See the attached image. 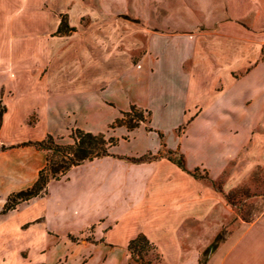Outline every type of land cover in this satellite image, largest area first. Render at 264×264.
<instances>
[{
    "label": "crops",
    "instance_id": "obj_1",
    "mask_svg": "<svg viewBox=\"0 0 264 264\" xmlns=\"http://www.w3.org/2000/svg\"><path fill=\"white\" fill-rule=\"evenodd\" d=\"M39 1L0 0V90L5 105L0 141L22 144L70 127L103 133L130 104L148 109L151 127L137 126L132 131L118 127L112 132L118 142L108 155L72 166L51 180L44 194L5 213L8 195L36 180L42 154L29 147L1 151L0 264H141L127 249L129 240L140 233L162 255V263L150 264H264V213L207 251L219 228L209 224L222 221V214L214 210L221 207L222 211L224 205L218 193L193 172L206 167L210 175L218 176L235 157L236 145L246 138L255 146L254 153L258 150V160H264V121H260L264 0H218L220 9H210L205 18L194 22L173 18L161 0H51L58 8L72 1L74 21L82 13L105 20L92 31L59 39L52 46L39 36L47 26H34L33 7ZM121 14H134L156 30L115 21L114 16ZM249 17V23L243 22ZM200 26L204 31L192 32ZM177 29L188 31L176 33ZM134 53L137 58L132 62ZM47 58L52 61L42 74ZM38 62L41 72L33 74L30 69ZM139 80L154 106L164 111L162 117L174 111L182 115L170 139L146 104L130 94L106 96L109 84L117 91L131 92ZM67 93L84 96V102L67 110L66 121L50 118L51 100ZM23 100L28 104L17 107ZM34 107L41 109L42 116L28 123ZM198 109L207 113L197 116L193 112ZM230 110L241 113L230 118ZM98 112L106 113L99 123L92 117ZM183 123H188L185 133L175 135V128ZM30 130H37L36 135L24 133ZM120 143L128 149L119 150ZM162 146L169 152L180 150L186 168L165 157L140 162L123 158L156 153ZM91 226L90 240L74 242L68 237Z\"/></svg>",
    "mask_w": 264,
    "mask_h": 264
},
{
    "label": "rangeland",
    "instance_id": "obj_2",
    "mask_svg": "<svg viewBox=\"0 0 264 264\" xmlns=\"http://www.w3.org/2000/svg\"><path fill=\"white\" fill-rule=\"evenodd\" d=\"M83 1L86 2L88 0H83ZM161 1L163 2L162 8L168 12L170 11V14L172 13L171 16L173 18H183L184 21L189 19L191 20V22L197 21L200 18L202 19L205 18V16L207 15L208 11H210V9L214 8L216 11L220 9L219 7L221 5V3L218 0L206 1L204 5L203 3L205 0L204 1L198 0L199 2L198 4L193 3L192 0H177L178 3L176 5L174 4V6L167 4L170 2V0L169 2L167 0H161ZM91 3L92 5L94 4L92 1ZM72 7H73L72 1H70V3L66 4L65 6H61L59 8L57 4L56 3L53 4L51 0H40L37 5L34 4L33 10H34V13H36L34 26H47L46 31L43 32V34L40 33L39 36L46 38L48 40V45L52 46V44H54L55 42H58L59 39H64L65 37H66L65 41L71 40L72 35L79 34V33L80 34L87 33L89 29L92 31L95 28H97L96 26H101V24H103L102 21H105L100 15L96 16V18H92L90 17V15L85 14V13L80 14L78 19L74 21L71 18ZM195 8H198L197 12L195 11ZM170 14L165 13V15H168V16ZM208 15L210 18L211 15L210 14ZM114 17H115L114 18L115 21L117 22L122 21L124 23H127L128 26H133V27L134 26H146L147 29L156 30L153 24L147 25L146 23L143 22L141 18H138L134 14H127V15L121 14V15L114 16ZM42 19H43V25H40L39 22ZM249 20H250V17L244 19L243 22L247 24L249 23ZM123 26H127V25L124 24ZM59 28H61L63 32L60 31ZM66 28H72V29L68 33L65 34L64 30ZM161 31L163 33L171 32L168 30L167 31L161 30ZM185 31H188V30H178V29L175 30L176 33H182ZM202 31H204V26L197 27L196 30L192 32H196L198 34ZM103 32L104 31H102V34ZM49 57L51 56L49 55ZM136 58H137V55L134 53L132 55L131 61L135 62ZM46 60L48 63L43 68L42 74H45L46 72H48V67L51 64L52 58L49 59L50 61L48 60V58ZM188 67H190L189 62L186 63V68L189 69ZM30 70L32 71L33 74H36L35 72H39V70L41 72L40 63L38 62V64L32 66ZM140 85H141V82L139 80L138 86L135 88L136 89L135 91L128 92V91L123 90L122 92H120V90L117 91L113 86H110L109 84L105 93H106V96H110L114 98H123L124 96H127L130 94L138 101V103L142 105L146 104V106H148V108L153 111L152 112L153 117H157L155 121H156V124L159 126V129L160 128L163 129L165 134H168V139H170V134H172V129L174 128L173 125L177 121H181L182 115L178 111H174L170 113L171 117L170 116L168 118H166V116L162 117L163 116L162 113H164V111H161L159 110L157 106L156 107L154 106L155 103L150 98V95L142 87H139ZM34 90L36 91V89ZM83 102H84V96L80 97L79 95H74V94H69V93L56 96L55 98L51 100V103L54 106L55 111L53 110V112L51 111L49 112L50 118H55V120H58V121H64V120L66 121L67 115L69 114V113L66 114L67 110L72 109V107H74L75 105L78 106V104L83 103ZM108 102L111 105L114 104L112 101H108ZM26 104L28 103L23 100L17 103V107L24 108ZM131 105H135L137 108L145 109L148 111L147 108H144L142 106L140 107L136 104H130L126 110L121 111L118 117H116L112 121V123H110L107 126L106 131L103 132L106 137H114L115 139L116 138L118 139V137L113 135L112 132L116 133L118 127L120 126L125 127L126 130L128 131H132L140 126H143L146 130H148L151 127V122H150L151 117L150 116L145 121L140 122L138 127H135L131 130H129L123 124L119 125L116 123V120L123 116V112L130 110ZM4 107L5 105L3 101V90L1 89L0 90V111H1L0 123L4 115ZM63 109L65 110V114L63 112ZM211 112L216 113L214 111H211ZM136 113L134 111H130V115L132 116L133 121L138 119V115ZM193 113H195V115L198 116V115L204 114L205 112L202 113V110L198 109V110H195ZM236 113L240 114L241 112H238L237 110H230L229 112H227L228 117L230 118L233 117L234 115L236 116ZM105 114H106L105 112H100V113L98 112L94 114L92 116L94 118L93 121L99 123L98 119L99 118L104 119L103 116H105ZM41 116H42L41 109L39 107L38 108L34 107L29 112L26 118V122L28 123L36 122L37 120L41 118ZM260 118H261L260 121H264V114ZM93 121L91 120V122ZM188 123H183L179 125L177 128H175L174 134L183 135L188 127ZM75 128L76 127H70L68 128L67 131H63L60 134H54L52 136L60 144H70L73 141L71 138V132ZM41 129L42 127L39 126L38 131L41 132ZM12 132L14 133L18 132V128H13ZM24 133L26 135H29L28 133L32 135L33 134L36 135L37 130H32V132L30 130L29 132L27 131ZM227 133L228 131L226 130L225 135L224 134L223 135L227 136ZM220 135L221 137H223L222 133H220ZM162 137L163 138L161 139V144L163 145L165 144L164 136ZM20 143L21 142H18L16 144L15 143L10 144L8 142L2 143L0 141V153L1 151H7V152L13 151L14 148L29 147V149L31 150H38L39 152H41L42 154L41 166L43 167L45 165L46 157H48L47 151L37 149L31 145H22ZM236 146L235 147L238 150L236 151L235 157L230 159L226 163L223 171L218 176L214 177L210 175L209 173L210 170H208V168L206 167H199L193 170L194 174L198 176L202 182L206 183L210 188H212L214 191L218 193L219 201L222 199L220 203L222 202V204L224 205V209H222L221 211V207H218L217 209L214 210V213H219V215L222 214V221L215 225L209 224L210 226L219 227L217 234H220V237L222 238L219 244L225 241L226 239H228V237H230V235L235 230H237L239 226L247 224L250 221H254L257 217H259V215L264 213V160L263 159L258 160V158L261 156L258 150H257V154L254 153L255 146H253V143L250 139L247 141V138H246L244 141L237 144ZM117 148H119V150H125V149H128V145L120 143ZM110 149L111 147L109 148V152H110ZM180 156L182 157V160L185 166V157L180 150L169 152V150L164 146H162L161 150H159L156 153L148 151L144 154L124 156L123 158L129 162H140V161H151V160H155L161 157L178 160L179 158H181ZM119 157L122 158V156H119ZM13 192H16V191H12L11 193ZM17 207L18 206H16V208ZM93 231H94V227L91 226V227L86 228L82 232L75 234V236L69 234L68 237L74 242H77V241L79 242L81 239L90 240L92 239ZM216 235L214 236L212 240H210V243L213 242ZM149 241L151 240L149 239ZM151 242L155 244L153 241ZM156 247H157V250L159 251L157 245ZM23 253L25 254V252ZM155 254H156L155 251L149 250L147 253L143 254L142 259L138 258V256L136 255L131 256L130 254V256L134 261H137L141 264H148L147 263L148 259H151L152 263H157V262L162 263L163 260L157 261L155 259Z\"/></svg>",
    "mask_w": 264,
    "mask_h": 264
},
{
    "label": "trees",
    "instance_id": "obj_3",
    "mask_svg": "<svg viewBox=\"0 0 264 264\" xmlns=\"http://www.w3.org/2000/svg\"><path fill=\"white\" fill-rule=\"evenodd\" d=\"M60 31L61 28H59ZM72 28H66L64 33H68ZM63 32V31H62ZM130 111H134L138 115V119L132 120ZM1 113V111H0ZM150 113L145 109L137 108L131 105L130 110L123 112V116L116 120L117 124L125 125L129 130L139 126L140 122L145 121ZM72 143L60 144L51 135L47 134L41 140L28 141L22 145H31L37 149L45 150L48 153L45 165L38 171V175L34 183L22 190L8 195L2 213L15 209L20 203L29 201L32 198L41 196L46 192L47 185L51 180L58 179L64 175L72 166L82 163L85 160L103 157L109 154V148L116 143L114 137H106L104 133H91L82 129L75 128L71 132ZM173 160V159H172ZM178 166L184 168L182 158L174 160ZM195 175V174H194ZM222 240L220 234H217L213 242L208 247L207 251L213 250L217 247ZM127 249L131 256H138L142 259L144 253L149 250L155 251V259L162 260L161 253L143 233L138 234L136 237L129 240ZM148 264L152 263L148 259ZM160 263V262H157Z\"/></svg>",
    "mask_w": 264,
    "mask_h": 264
}]
</instances>
